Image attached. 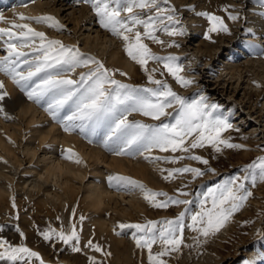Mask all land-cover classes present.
Instances as JSON below:
<instances>
[{"label": "rangeland", "instance_id": "obj_1", "mask_svg": "<svg viewBox=\"0 0 264 264\" xmlns=\"http://www.w3.org/2000/svg\"><path fill=\"white\" fill-rule=\"evenodd\" d=\"M56 1L61 4V1L63 0H46L42 3V6H40V11L42 12L43 16H54L60 22V24L64 26L63 30L49 27L46 23H36L35 21L30 20L21 21L19 19L16 22L28 23L35 30L46 33V36L49 40H60L67 46L78 48L79 51L84 54L85 58L94 57L96 60L102 62L104 66L110 70H112L110 62H112L114 59L118 60V58L122 57L124 58V61L131 66L132 70L135 67L138 68V65L140 64L134 61L126 51V43L128 42L124 41L121 37L114 35L111 31L103 28L99 24L98 18L93 8H86V10L81 3L77 2L67 5L68 7L63 6L60 8L59 5L57 6L58 8H56ZM157 3L158 8L163 9L164 11L161 13L159 20L155 21L156 27L159 30L155 31L154 35L159 40L168 42V44L165 45L163 43H157L146 36H142L143 43L147 44L151 49V52L157 56L178 57L179 59L177 60V64L183 68L181 75L194 80L195 83L187 88L182 87L164 67V64L159 61L149 60L147 68L149 70L155 68L156 71L153 73L155 79L166 81L169 85H171L175 92L187 98L188 100L191 101L197 99L200 94H204L209 98L211 103L218 104L220 108L218 112L215 113V115L227 117L229 122L233 125L232 129L222 133V137H231V143L240 144L244 147L241 149H229L223 148V146H221L223 150L219 153H217L210 145H206L204 148L191 149L189 153H173L171 151L162 152L159 149H153L150 153H145L142 155H117L114 150L116 146L103 151V149L101 150L100 148L93 146L91 142L86 144V149H93V151L97 150L99 153L102 152L101 155L107 156V158L117 156L119 158L129 159L135 164H139V159L146 160L149 165L153 166V168H156L158 171L156 177L152 178L151 182H149L138 176H135L132 173L121 172L118 170L115 171L106 166H100L99 164H96V162L86 160L83 155L79 153L74 144L69 143L68 146L65 144L64 149H71V155L72 153L76 154L72 155L71 159L76 158L77 160V158H79L81 161H85L84 167H86L88 171H90L91 168H96L99 171L96 172L98 174H96L97 176L94 178L90 173L91 177L89 175V178L91 179L86 178L83 183L84 186L88 184L97 185L99 186V189L103 188V190L107 191L106 193L109 195V198H105L106 206L104 205L105 207L103 206L102 210L105 211L103 220L107 221L109 224L110 231L107 237L105 235H101L99 237L94 232L96 228L95 222L100 212L88 214L84 212V205L87 203L85 193L86 189L84 188H81L78 197L74 202H66L62 204L61 211L57 215L56 224L45 216H35L34 213L30 214L29 212L31 211H29V208L24 207L23 203L20 204L18 202V196H13L12 193L9 192L8 196L12 199L11 203L10 205L0 206V215L2 212H10L12 215L10 216V219L12 221L19 222V220L22 218L24 220L26 219L27 223H31L29 226L30 232L29 236H26L24 231H21L23 235L20 233L21 237L19 238V241H16L15 239L10 240L3 234L6 233L4 224L7 222L4 224L0 223V239L7 240L9 244L12 246L14 245V247L25 246L32 250V246L40 247L42 245H51L52 248H55L53 252L54 262L45 260V258L40 255V257L42 256L44 258H42L44 264H70L67 262V260L65 261L61 258V254L63 252L68 253L74 258L76 263L74 262L73 264H92L93 257L98 262V264H149L148 250L146 248H138L136 245V238L142 235V233H138L134 228L122 229L119 227V225L145 224L149 220L164 221L175 219L180 212L186 213L184 218L185 227L183 232L185 246L179 253H172L163 259H166L168 264H212L210 262H213L214 264L223 263V260H216L217 256L212 250V243H219L221 241L219 233H215L206 240L205 238L200 237L197 241L194 239V237L197 236V233H194L188 226L192 223L191 216L200 210L201 203L207 195L209 189L215 188L217 184L223 183L226 179L232 176L239 175L243 177L245 173L242 171V169L251 164L258 157L264 156V75L262 73L259 75L260 72L264 71V12H250L249 4L247 6L245 5V9L242 12L239 8L231 7L230 4L228 5V3L223 5V10L212 9L207 7V5H205L201 0H192L185 5H178L177 0H167V2H165V0H157ZM84 4L88 5L87 3ZM234 5L239 6L237 2L236 4L234 3ZM225 7L228 8V11L224 10ZM172 8H175V13L170 12V9ZM20 9L21 8L18 10L16 9L17 16H19L20 13L26 14ZM58 9H60L59 12L57 11ZM81 10L83 13L80 12ZM134 11L140 15L141 19L147 20L149 16H156L157 8H153L151 10L146 9L143 11L137 8ZM201 12H207L222 17L224 23L227 24L228 28L230 29V34L224 32L207 33L204 30V27L206 25L210 27L211 25L206 17L198 15V13ZM229 13L238 14L240 19L237 21H232L229 19ZM128 15L129 14L126 12L121 13V17L123 19H127ZM168 15H175L176 20L168 21L166 19ZM160 21H163V23ZM165 26L170 29L186 28V34L174 36L168 35L163 30ZM133 31H140L143 33L145 29L143 25H135ZM103 35L106 38L104 40L102 39ZM129 35L130 37L132 36L131 33ZM188 35L189 37H187ZM206 35H210L212 39H206ZM231 35H233L234 39L232 42H229L228 40L230 39ZM222 36H226L228 39H223ZM191 38L193 39L191 40ZM223 40L227 41L224 42ZM200 41H203L207 46H210V51L203 52L202 50L204 49L199 48ZM86 42L89 43L88 46ZM130 42L134 43V38ZM38 45L39 40L37 39V46ZM93 45L96 46L93 48ZM2 48H4V44L0 43V50ZM23 51L26 50L23 49ZM31 51L32 50H29V52ZM259 63L262 68H260ZM229 66L234 67L233 69L236 70L234 78H231L233 75L230 74L232 70L230 69L231 67L229 68ZM94 67L95 64H89L88 67L77 68L74 72H67L66 75L71 79H79L80 73L88 72ZM122 68L127 71L126 67ZM123 73L126 74V72ZM145 75H148V73H146L144 70H140L138 77L140 78L141 76ZM113 78L119 80L121 83L131 85L135 88L144 89L156 87V85L152 84L149 79H147L146 82L134 83L129 79L127 74L121 76L115 72ZM236 86L237 88L239 87V90L237 93L233 94L234 92H232V88L235 89ZM216 87H220V91L213 89ZM251 92H253L254 95L253 98L251 97L250 99L249 94ZM31 104L35 109L38 108L43 110L42 106L35 105L34 103ZM37 111L39 112H37L39 114L37 117H40V120L32 127L30 126V128L25 129L27 128L25 127L27 125L25 120L22 122L23 126L21 125V127H23V130L21 131V127L19 128V126L15 125V122L17 121H15V113L10 117H4L0 121V132H3L2 135H6V143L15 149H22L23 146L25 147V145L38 148L37 155L34 157L35 160L39 161L37 164L35 163L33 165V162L27 163V160H25L26 158L24 159L22 155H19V159H24V161L23 165L18 167V173H20L23 168H33L34 174H36L38 171L45 176L44 167L48 161H42V157H54L56 155L52 154L50 151L46 152V150L43 149V146L40 149L38 147L41 134L47 131L45 129H47L49 126L44 129L43 125L45 122L41 121V119H44L45 116L43 115V112L40 113L39 110ZM167 111L171 112L172 116L161 117L159 121L153 120L150 117H145L142 114L135 112L131 114V120H139L143 123L154 125H159L160 123H174L173 117L175 116V108H170ZM40 121L41 124L38 125ZM4 125H8L10 127L9 130H6ZM61 130L64 131V129ZM13 131L18 132V135L20 136L18 138L11 136L10 134ZM22 133L24 138L21 137ZM80 137H82V135H80ZM22 139L24 140L23 142ZM47 143L49 146H53L56 142L49 141ZM108 153L111 155L108 156ZM167 153L169 155H167ZM190 155L201 156L207 159L209 164L204 165L199 161L192 160L188 158ZM0 156L5 160L8 159L5 157L6 155L1 154V152ZM146 156H184L185 158L180 160L178 163H171L165 162L163 160L157 161L151 158L146 159ZM60 158L66 159L63 157V155ZM9 163L13 165L11 162ZM186 166L200 168L205 172V175L201 177H193L191 173H183L176 174L174 178L167 180L164 178L168 174L166 170L182 168ZM13 167L16 170V166L13 165ZM209 168L215 169V173L208 171ZM30 174L32 175V173H29V176ZM114 175L131 177L133 180L144 184L153 192H165L169 196L182 200L187 199L191 201V203L188 205H170L166 209L155 208L148 200L145 199V193L140 189H129L123 186H113V184L109 182L108 178L109 176ZM32 178L34 179V177ZM104 180L107 183H104ZM49 183L53 185L52 192L55 188L62 190L58 183L53 181ZM72 183L78 187L81 186L79 179L75 178ZM176 185H182L183 188H180L178 191H168V187H174ZM246 186L253 195L248 199L245 207L234 213L230 220L226 223L229 225L238 224L240 227L239 230L232 231V237L228 242H226L227 244L229 243L228 245L232 246L233 249L237 248L238 250L236 258L231 260L229 264H264V210L261 209L259 214L250 217L248 221L243 219L242 216L244 211H246V209L252 204L254 199L257 200L261 195V200H264V182L258 181L257 184L253 186L249 181L246 182ZM182 192H186L188 195H182ZM120 194L125 198V200L123 198L120 199L122 204L120 207L126 208L125 214L114 209L115 201H110V195H115L120 198ZM156 199L164 200L165 197L161 196L157 197ZM131 200H134L135 202L139 200L143 204H147L148 207L151 205V210L148 211L147 214V217H149L148 219L132 220L131 216L128 214L132 212L135 215H138L136 211H139L140 209L131 206ZM13 202L15 203V207H13ZM148 207L144 208V211H147ZM79 212L80 216L78 215ZM175 212L176 214H174ZM77 216L79 219L76 230L80 236L79 246L82 249L81 252H73L71 245H66L55 237H53L52 240H45L43 238L41 233L49 229H55L57 232L63 230L65 233H70L72 231V226L74 225V219ZM81 216L85 218L83 221L80 219ZM151 217L154 219H151ZM85 222L91 223V226L89 227V229L92 231L90 240L94 245H99L102 251L97 252L93 248L88 247L87 242H83L84 237L80 230L83 231V228L86 227ZM246 223L248 224L247 226ZM158 227H162V225H158ZM243 236L246 238L241 242V238ZM114 239H116V241H126V246L130 248V251L117 252L114 248ZM27 244L31 246H27ZM121 245L123 246V243ZM158 251H160L159 243L153 246V253ZM109 252L111 255H106V253ZM31 260H33V262L35 261V264H40V260L35 257H26L25 259L16 260L15 264H25V261H27V264H29Z\"/></svg>", "mask_w": 264, "mask_h": 264}, {"label": "snow or ice", "instance_id": "obj_2", "mask_svg": "<svg viewBox=\"0 0 264 264\" xmlns=\"http://www.w3.org/2000/svg\"><path fill=\"white\" fill-rule=\"evenodd\" d=\"M76 2L91 4L99 24L128 42L126 43L128 55L143 67L148 73L149 81L156 87L140 89L121 83L113 78L115 71L106 68L99 60L94 57L85 58L78 48L67 46L60 40H49L46 33L35 30L28 23H13L12 28L19 31L0 27V39L7 38L5 40L7 56L0 58V71L9 76L22 91H25L30 100L45 104L46 110L53 119L60 120L65 131L79 129L95 133L98 129H106L105 142L116 145L114 150L117 155H142L150 153L153 149H159L162 152L189 153L191 149L204 148L206 145H210L219 153L223 148L244 147L231 143V137H222V133L232 129L233 125L227 117L215 115L220 108L218 104L211 103L204 94H200L197 99L188 100L175 92L166 81L155 79L153 76L155 68L151 70L147 68L149 60L159 61L182 87L187 88L195 83L194 80L181 75L183 68L177 64L178 57L157 56L151 52L147 44L143 43L142 36L157 43H163L154 35V32L159 30L155 21L159 20L164 11L158 8L157 0H76ZM137 8L141 11L157 8V13L155 17L149 16L147 20H144L135 13L134 10ZM224 10L228 11V8L225 7ZM175 11V8L170 9L172 13ZM122 12L129 14L127 19L121 17ZM198 15L209 20L211 25L208 29L209 33L230 34V29L222 17L207 12H201ZM19 19L46 23L49 27L59 30L64 28L51 15L27 17L21 13ZM166 19L175 21L176 17L168 15ZM229 19L237 21L240 16L229 13ZM3 20L5 18L0 16V21ZM160 22L163 23V21ZM135 25H143L145 31L134 32ZM163 30L173 36L186 34V28L170 29L165 26ZM133 38L134 43L130 42ZM206 39L211 40L212 37L206 35ZM25 48H31L32 53L23 51ZM30 55L31 58H29ZM89 64H95V67L88 72L80 73L79 79H71L66 75L67 72L88 67ZM0 89H4L3 81H0ZM7 95L6 91H0V101H3ZM170 108H175L174 123L154 125L128 119L135 112L159 121L161 117L172 116V113L167 111ZM0 112H3L2 107ZM62 112L66 114L61 118L59 114ZM67 151L71 153V149ZM72 155L76 154L72 153ZM72 155L69 158H72ZM145 158L178 163L185 157L146 156ZM188 158L204 165L209 164L207 159L198 155H190ZM76 162L82 161L77 158ZM166 171L168 172L164 177L166 180L183 173H191L193 177L205 175L200 168L188 166ZM208 171L215 173V169L212 168ZM242 171L245 173L243 177L232 176L208 190L200 210L191 216L192 223L188 226L197 233L195 240L198 241L200 237L206 240L219 232L234 213L245 207L246 202L253 195L247 189L246 182L250 181L253 186L258 181L264 182V156L258 157ZM108 179L115 187L140 189L145 193V199L155 208L166 209L170 205L191 203L187 199L172 197L165 192H153L131 177L114 175L109 176ZM182 195L186 196L188 193L182 192ZM161 196L165 199H156ZM13 207H15L14 202ZM185 214L180 212L175 219L170 220H149L145 224H121L119 227L134 228L138 233H142L136 238V245L138 248L148 250L149 264H168V261L163 258L172 253H179L185 246L183 235ZM80 219L83 221L85 218L81 216ZM41 234L45 240H52L55 237L64 244L71 245L73 252L82 251L79 246L80 236L75 225L72 226L70 233L49 229ZM157 243L160 244V251L153 253V246ZM87 244L97 252L102 251L100 246L94 245L91 240ZM0 249H3L0 251V259L16 261L35 257L40 260V264H44L40 254L28 247H14L7 240L0 239ZM92 264H98L94 257Z\"/></svg>", "mask_w": 264, "mask_h": 264}, {"label": "bare ground", "instance_id": "obj_3", "mask_svg": "<svg viewBox=\"0 0 264 264\" xmlns=\"http://www.w3.org/2000/svg\"><path fill=\"white\" fill-rule=\"evenodd\" d=\"M63 0L61 1L62 3L59 4L56 1V8L57 6L60 5V8L63 6L70 5L69 1ZM192 0H177L178 5H185L188 2ZM207 7L212 8V9H217V10H223V5L225 3L230 4L231 7H236L239 8L240 11H244L245 5L247 6L249 4L250 12H264V0H201ZM8 3L9 0H0V5H3V3ZM238 3L239 6L234 5ZM54 4V5H55ZM40 6L41 4H31L30 6H27V8H22L20 10L24 11L26 15L29 16H37L38 14L40 15ZM53 6V5H52ZM68 7V6H67ZM66 8V7H64ZM87 7H85L86 9ZM42 9V8H41ZM55 9V8H54ZM18 10V9H17ZM87 10V9H86ZM58 12L60 9L57 10ZM76 11V10H75ZM19 12V11H18ZM83 13V11H80ZM14 14V15H13ZM79 14V13H78ZM259 16V15H258ZM3 17L5 20L1 21L0 27L6 28V27H11L10 22H13L15 18H18L17 13H13L11 11L8 14H3ZM76 17V16H75ZM79 18V17H78ZM86 19V18H85ZM68 20V19H67ZM261 23V22H260ZM90 24V22H89ZM91 25V24H90ZM207 26V25H206ZM204 27V30L208 33L209 26ZM189 37V35L187 36ZM223 37V36H222ZM227 38L226 36L223 37V39ZM103 40L106 39L105 36L103 35ZM193 38H191L192 40ZM228 39V38H227ZM234 39L233 35L230 36V39L228 40L229 42H232ZM226 42L225 40H223ZM88 42V41H87ZM87 46L89 43H87ZM237 42V41H236ZM238 43V42H237ZM92 44V43H90ZM163 44H168V42L163 41ZM96 45H93V48ZM199 46V45H198ZM199 48L204 49L202 50L203 52H208L210 51V46H207L203 41H200V46ZM206 56V55H205ZM113 58V57H112ZM114 59V58H113ZM110 66L112 70H114L118 75L123 76L121 73L126 72L127 76L129 77L130 80H132L134 83H140V82H146L148 79V75L141 76L140 78L138 75L140 74V70L143 71V67L141 65H138V68L135 67L133 70L131 66L124 61V58H118L114 59L112 62H110ZM257 63V62H256ZM121 66V67H120ZM245 66V65H243ZM242 66V68H243ZM255 66V65H254ZM260 66V63H259ZM122 67H126V70L123 69ZM231 66H229L230 68ZM239 67V66H238ZM129 68V69H128ZM234 67H231L230 69L233 71L230 72L231 75H233L231 78H234L236 74V70L233 69ZM241 68V69H242ZM247 68V67H246ZM262 68V66H260ZM263 70V69H262ZM259 71V70H258ZM239 73V72H238ZM264 75V71L260 72ZM4 83V89H0V91H6L8 93L7 96H5L3 101H0V107L3 108V112H0V121L5 117H10L16 113V119H15V125L19 126V128L22 125V122L26 120V126L28 129L30 126L32 127L35 125L40 119V117H37L39 115L38 109L36 110L31 103H28L29 100H27V95H25L22 90L17 89V88H12V83H11V78L7 76L5 73L3 74L2 80ZM179 84V83H178ZM231 84V83H230ZM217 91H220V87L213 88ZM233 94L237 93L239 90V87L234 89L232 88ZM223 90V89H222ZM225 91V90H224ZM225 93V92H224ZM250 99L251 97L253 98L254 93L251 92L250 94ZM32 102V101H31ZM31 104V105H30ZM38 112V113H37ZM42 113V112H40ZM174 121V120H173ZM50 125V124H49ZM23 126V125H22ZM57 125L56 123L51 124L47 129V131L43 132L39 138V149L42 147L43 143H47L49 141L51 142H56V143H64L68 146V144H74L75 147L78 149L79 153L83 155V157L86 160H90L91 162H96V164H99L100 166H106L108 168H111L115 171H121V172H129L134 174L135 176H138L144 180H147L151 182L152 178L156 177V174L158 173L156 168H153V166L149 165V163L146 160H140L139 159V164H135L131 162L129 159H124V158H119L117 156L113 157H108L101 155L102 152L93 151V149H86V140L83 131H80L79 129L75 131V133H70L67 131H63L60 128H56ZM4 128L6 130H9L8 125H4ZM20 130H23V127L20 128ZM97 131L101 132L102 135H98L93 139L94 141H97L100 146H95L101 149L103 144L105 143L106 146H109L110 149L113 146L115 147V144H112L111 142H105V136H106V129H98ZM3 132H0V152L1 154L6 155L5 157L8 158L5 160L0 156V206H6L10 205L11 203V198L8 196L9 192L12 193V195H17L18 196V202L20 204L23 203L24 207H28L30 214H35V216H45L49 220L53 221L55 224L57 223V215L60 213L62 204L63 203H69V202H74L78 194L81 190V188L86 189V200L87 203L84 205V212L85 213H102L98 215V218L96 219L95 225V233L97 236L105 235L106 237L109 235L110 231V226L107 223V221L103 220L104 216V210H102V207L106 204L105 198H109V195L106 193L107 191L102 189H99V186L97 185H91L88 184L84 186V180L86 178H89V175L91 173L92 177L94 178L97 176L96 173L98 170L96 168H91L90 171L87 170L86 167H84V162L82 161L81 163H77L76 158L71 159H63V158H58L57 156L54 157H42V161H48L47 164L44 167V174L45 176L40 173L36 172L34 174V169H25L23 168L20 173H18V167L23 165L24 159L27 160V163H32L33 165L38 163V160H35L34 157L37 155V147H30L28 145L23 146L22 149H15L11 146H9L6 143L7 137L6 135H2ZM10 133V132H9ZM21 133V132H20ZM68 133V134H66ZM18 132H11V136L18 138L20 135H18ZM74 134V135H73ZM9 135V134H8ZM9 135V136H10ZM82 135V137H80ZM22 138H24L23 133L21 135ZM17 141V139H16ZM24 140L22 139V142ZM15 147V146H14ZM102 150V149H101ZM67 151V150H66ZM104 151V150H103ZM114 151V150H113ZM21 153V154H20ZM116 153V152H115ZM24 154V155H23ZM170 154V152H169ZM167 153V155H169ZM19 155H22L24 159H19ZM111 155V154H110ZM108 153V156H110ZM116 155V154H115ZM3 156V155H2ZM80 156V155H79ZM82 157V158H83ZM62 159V160H61ZM11 162L14 166H16V170L14 169L13 165H11L9 162ZM91 164V163H90ZM155 165V164H154ZM86 166V165H85ZM89 166V165H88ZM95 167V165L93 164ZM157 167V166H156ZM36 170V169H35ZM86 171V172H85ZM99 172V171H98ZM164 172V171H163ZM29 173H32V175ZM90 175V177H91ZM34 177V179L32 178ZM79 179L81 186L78 187L74 183H72L74 180ZM189 178V177H188ZM91 179V178H89ZM97 179V178H95ZM73 180V181H72ZM56 182L58 183L59 187L63 190H58L53 189V185L50 184L49 182ZM92 183V182H90ZM160 186V185H159ZM180 188H183L182 185H176L174 187H168V191H178ZM126 189V188H125ZM182 190V189H181ZM121 196V194H120ZM261 196V195H260ZM255 200L252 202V204L244 211L242 214L243 219H246L247 221L249 220L250 217L255 216L256 214H259L260 210H264V200H261V198ZM124 199V196H121L120 198L118 196H111L110 195V201L114 200V209L123 212L125 214L126 208H122L121 200ZM132 198V197H131ZM140 198V197H139ZM138 198V199H139ZM132 201V200H131ZM134 201V200H133ZM131 202V206L134 208L140 209L139 211H136L138 215H135L134 213L130 212L128 215L131 216L132 220H137V219H148L147 217L148 211L151 210V205L148 207L147 204H143L141 201L137 200L136 202ZM129 202V200H128ZM123 203V202H122ZM106 206V205H105ZM104 206V207H105ZM127 207V206H126ZM147 211H144V208H147ZM136 209V210H137ZM22 210V209H21ZM128 211V210H127ZM119 213V212H118ZM80 212L78 213V215ZM176 214V212L174 213ZM11 213H5L2 212L0 215V223L4 224L7 222L5 225L6 228V233H3L4 236L8 237L10 240L15 239L16 241H19L20 233L21 231H24V234L29 236L30 228L29 226L31 223H27L26 219L24 220L23 218L19 220V222L12 221L10 219ZM80 216V215H79ZM111 218V217H110ZM56 219V220H55ZM78 216L75 217L74 219V225L77 226L78 222ZM151 219H154L151 217ZM11 222V223H9ZM121 223L120 221H118ZM91 223H86L85 222V228H83V231L81 233L83 234L84 237V243L88 242L92 236V231L89 229ZM248 224L246 223V226ZM238 224H226L225 227H223L218 233L220 235L221 241L219 243H212V250L217 256L216 260H223L221 264H229L231 260L236 258L237 256V248H234L232 246H229L226 242L229 241V239L232 237V231L234 230H239ZM1 232V231H0ZM103 232V233H102ZM1 234V235H3ZM189 236V235H188ZM113 238V237H112ZM245 236L241 238V242L245 240ZM112 240V239H111ZM114 243V248L116 249L117 252H129L130 248L126 246V241L119 240ZM123 243V246L121 245ZM28 246H31L27 244ZM33 250L37 251L40 255H42L45 260H50L54 261V256L53 252L55 248H52L51 245H42L40 247H35L32 246ZM1 250V249H0ZM41 256V257H42ZM61 258L64 259L65 261L67 260L68 263L73 264L75 262L74 258L71 257L68 253L63 252L61 254ZM0 264H12V260L3 258L0 259ZM76 263V262H75ZM214 264L213 262H210Z\"/></svg>", "mask_w": 264, "mask_h": 264}]
</instances>
